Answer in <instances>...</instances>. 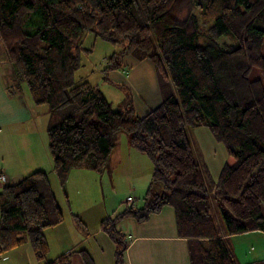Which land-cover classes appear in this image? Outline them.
Instances as JSON below:
<instances>
[{
	"label": "trees",
	"instance_id": "1",
	"mask_svg": "<svg viewBox=\"0 0 264 264\" xmlns=\"http://www.w3.org/2000/svg\"><path fill=\"white\" fill-rule=\"evenodd\" d=\"M87 32L120 46L107 60L106 79L127 55L150 61L162 102L138 117L131 102L116 110L99 86L76 79L90 51L82 47ZM0 39L16 67L8 87L17 92L24 81L34 103L51 110L49 149L61 182L73 168L104 171L120 131L151 159L143 206L101 221L115 264H124L128 247L117 223L143 222L165 205L189 240L191 264H241L216 225L211 197L227 234L264 230V0H0ZM201 125L226 149L215 184L187 132ZM63 220L48 172L4 184L0 254L29 242L45 259L44 229ZM80 251L84 264H95ZM70 257L63 252L45 264H71Z\"/></svg>",
	"mask_w": 264,
	"mask_h": 264
},
{
	"label": "crops",
	"instance_id": "2",
	"mask_svg": "<svg viewBox=\"0 0 264 264\" xmlns=\"http://www.w3.org/2000/svg\"><path fill=\"white\" fill-rule=\"evenodd\" d=\"M96 43L97 38L94 37L92 45L95 46ZM123 62L125 66L122 69L107 71V79L104 73L96 83L87 80L100 88L102 85L109 84L119 89H129L135 114L143 117L163 100L164 94L156 70L147 59H138L132 55L125 56ZM14 69L16 70V67L5 57L0 39V175L6 174L8 178L6 182L0 179V189L4 184L16 183L34 171L48 172L53 190L64 213V221L60 225L44 229L51 244L48 253L51 260L63 252H71L74 259L77 249L81 247L90 254H93L92 250H94L101 256L103 249L98 250L95 244L98 236L99 242L108 244L113 249L112 253L115 254L113 241L101 229V220L111 216L113 210V205L107 204L106 201L109 194L107 189L113 188L112 179L116 177L121 181L125 179L130 181L132 189L139 193L144 192L145 196L152 176L151 159L132 146L127 132L120 131L116 135L115 147L103 172L73 168L69 171L66 180L61 182L54 171L49 149L47 128L52 120L51 110L48 105L35 104L29 89L23 86L22 82L17 92L11 91L8 84L11 83L10 78ZM194 128H203V125ZM207 131L211 134L209 128ZM208 140L211 142V149L205 155V161H215L213 145L216 143L218 147L222 145L221 147L225 148V146L212 134ZM223 150L226 154V149ZM221 161L223 162V159ZM223 165L224 163L216 177L211 174L210 167L206 165L208 175L214 184L218 180ZM103 177L105 185H103ZM60 197L69 212L65 211ZM74 212L81 218L87 229L76 222ZM71 225L76 226L77 237L70 234L69 229H64ZM117 225L124 230L128 238L124 264H191L189 240L187 237L180 236L176 213L172 206L165 205L159 212L151 214L143 222H138L133 217H126ZM219 230L222 237H225L234 249L239 263L264 259V255L257 258L251 256L245 242V236L249 237L251 233L264 235V230L227 234L222 225ZM257 238V242L261 241L259 237ZM36 260L29 242L0 254V264H34Z\"/></svg>",
	"mask_w": 264,
	"mask_h": 264
},
{
	"label": "rangeland",
	"instance_id": "3",
	"mask_svg": "<svg viewBox=\"0 0 264 264\" xmlns=\"http://www.w3.org/2000/svg\"><path fill=\"white\" fill-rule=\"evenodd\" d=\"M95 37V35L92 32H87L84 34L83 38H82V47L83 48H89L90 51H86L82 53V67L76 72V79L78 80H91L92 82H95L99 79L100 77L103 76L104 74V68L107 65V60L109 59L110 56L113 55V53L117 50H119L120 46L118 44H114L111 43L109 41H105L102 40L100 38H97V43L95 44V46L92 45L93 43V38ZM224 38H221L219 41L222 42L224 41ZM26 88L27 85L26 83L23 81L22 82ZM102 90L104 92L105 97L111 102L112 107L114 109H121L125 106L126 103L131 102V93L129 91V89L127 88H123V89H119L115 86L112 85H102ZM207 126H203V128H194L191 126H187V132L188 135L190 137V140L192 142L193 148L195 150V154H196V159L198 160V162L200 163V165L202 166H208L210 167V171L211 174L214 175L216 177L219 168L222 166V163H225V159H226V154H225V149L224 147L222 148V145H219V147L216 145V143L213 145V148L215 150V154H213V158L215 159V161H205V155L208 154V152L211 149V145H210V140H208L209 136H214L213 133L211 132L208 133V128ZM122 132V131H121ZM125 132V131H123ZM221 144V143H219ZM199 150V152H198ZM223 159V162L221 161ZM218 160V161H217ZM207 163V164H206ZM97 172V171H96ZM103 172V171H102ZM99 174V173H98ZM113 182V188H109L107 189V194H108V198L106 199L107 204H110L111 206L113 205V210H112V215H115L119 210H122L124 207H126L125 205H127V201H126V197L127 195H132L134 197V202H128V205L131 204H135V206H143L144 204V192L139 193L136 190H133L131 187V183L130 181L128 182L126 179L121 181L120 178H116L114 177L112 179ZM103 185H105V179L103 177ZM106 185L107 182H106ZM104 188V187H103ZM106 193V190H105ZM215 193H212V197H211V211L213 214V217L216 221V225L217 227L220 229V226H224L222 217L220 215V210H219V202L218 200H216L214 198ZM62 206L64 207L65 211H68V208L65 207V202L63 201V199L60 197ZM108 205V206H110ZM107 206V205H106ZM262 210L264 213V206H262ZM73 216H75V220L76 222H79V224H82V226L84 227V229H87V227H85L84 223L82 222L81 218L79 216H77L75 214V212L73 213ZM103 220V219H102ZM101 220V221H102ZM64 221V220H63ZM221 225H220V224ZM61 224V223H60ZM58 224V225H60ZM56 225V226H58ZM56 226H51V227H56ZM50 227V228H51ZM117 227L120 229V227L122 228V224H120V227L117 225ZM49 228V227H47ZM46 229V228H45ZM64 229H69L70 230V234L72 233L74 235V237H77V230H76V226L75 225H71L69 227H65ZM123 229V228H122ZM120 229V231L126 235V233L124 232V230ZM83 232V231H82ZM45 234V233H44ZM104 234V233H102ZM107 236V235H104ZM127 236V235H126ZM46 237V235H45ZM260 238L261 241L257 242L258 238ZM95 238V237H94ZM47 239V237H46ZM246 239V244L249 248L250 251V255L254 256L255 258H257L260 255H264V235L262 234H255V233H251V235L248 237L245 236ZM97 249H103L101 256L99 255V253L93 251V254H90L95 262V264H115L114 262V254L112 247L110 248L108 246V244L106 245L105 243H100L99 241V236L97 237ZM48 241V239H47ZM50 242L48 241V245H49V251H50ZM82 247L80 249H77V255L74 256V259L72 258V256L70 257L71 260V264H84L83 262V257H82V253L81 251ZM48 251V253H49ZM72 255V254H71ZM81 260L79 261L78 260ZM52 258L50 257V255H46L45 259L42 260H36V263L34 264H45L46 262L50 261Z\"/></svg>",
	"mask_w": 264,
	"mask_h": 264
},
{
	"label": "built area",
	"instance_id": "4",
	"mask_svg": "<svg viewBox=\"0 0 264 264\" xmlns=\"http://www.w3.org/2000/svg\"><path fill=\"white\" fill-rule=\"evenodd\" d=\"M0 179L3 181V182H6L7 181V175L6 174H1L0 175ZM134 201V198L133 196H128L127 197V202H133Z\"/></svg>",
	"mask_w": 264,
	"mask_h": 264
}]
</instances>
